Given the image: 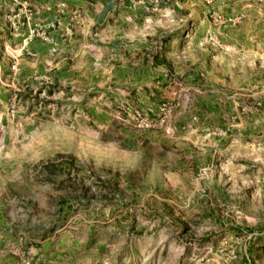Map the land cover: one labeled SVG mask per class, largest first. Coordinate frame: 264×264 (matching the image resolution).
I'll list each match as a JSON object with an SVG mask.
<instances>
[{"label":"rangeland","instance_id":"1","mask_svg":"<svg viewBox=\"0 0 264 264\" xmlns=\"http://www.w3.org/2000/svg\"><path fill=\"white\" fill-rule=\"evenodd\" d=\"M0 264H264V0H0Z\"/></svg>","mask_w":264,"mask_h":264},{"label":"crops","instance_id":"2","mask_svg":"<svg viewBox=\"0 0 264 264\" xmlns=\"http://www.w3.org/2000/svg\"><path fill=\"white\" fill-rule=\"evenodd\" d=\"M50 11H51V7H49V14H51V12H50ZM60 28H61V29H64V28H67V29H69L67 26H61Z\"/></svg>","mask_w":264,"mask_h":264}]
</instances>
